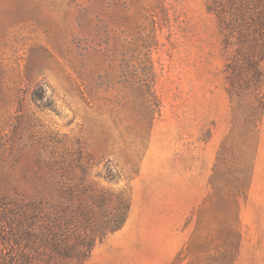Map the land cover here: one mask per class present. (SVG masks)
<instances>
[{"label": "rangeland", "instance_id": "374dc122", "mask_svg": "<svg viewBox=\"0 0 264 264\" xmlns=\"http://www.w3.org/2000/svg\"><path fill=\"white\" fill-rule=\"evenodd\" d=\"M89 244L264 264V0H0V264Z\"/></svg>", "mask_w": 264, "mask_h": 264}, {"label": "trees", "instance_id": "16d2710c", "mask_svg": "<svg viewBox=\"0 0 264 264\" xmlns=\"http://www.w3.org/2000/svg\"><path fill=\"white\" fill-rule=\"evenodd\" d=\"M122 225H123V222L122 221L115 222L113 224V227H112L113 229L112 230L119 229ZM92 246H93V244H89L87 246V249L86 250H81L80 251L81 253L83 252L82 253V257L79 258V261L76 264H82L83 263V261L90 255V253L92 251V248H93ZM11 261H15V259L14 258H11ZM15 262H16L15 264H19L20 263L18 259H16ZM2 264H7V262H5V260H4Z\"/></svg>", "mask_w": 264, "mask_h": 264}]
</instances>
